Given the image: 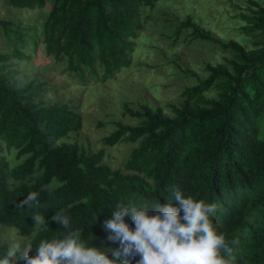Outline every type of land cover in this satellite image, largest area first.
<instances>
[{
    "label": "trees",
    "instance_id": "16d2710c",
    "mask_svg": "<svg viewBox=\"0 0 264 264\" xmlns=\"http://www.w3.org/2000/svg\"><path fill=\"white\" fill-rule=\"evenodd\" d=\"M157 1L52 0L39 22L46 0H7L38 13L24 23L0 15V36L8 46H0V224L32 235L25 243L32 245L29 255L42 239L79 231L111 257L120 242L109 239L113 234L104 223L116 204H146L154 215L155 204L179 207L172 194L179 189L185 197L216 204L211 219L218 232L229 242L239 240L230 244L231 257L224 254L228 264H264V0H247L240 13L242 32L256 38L252 48L215 37L190 15L181 20L177 33L190 29L193 40L217 44L228 56L206 62L205 77L182 89L170 114L146 102L135 108L124 103L137 122L116 121L96 150L63 140L81 129L82 116L69 101L46 99L49 88L57 91L49 78L26 79L19 72V63L41 46L81 82L96 77L98 68L101 81L113 78L132 62L135 39L144 30L142 8ZM123 141L133 146L123 165L113 167L104 146ZM11 153L19 161L11 162ZM30 192L39 193L38 207L21 209ZM59 211L70 218L69 229L51 219ZM32 214L46 224L37 228ZM124 220L134 229L131 214ZM10 247L0 238V264ZM126 259L136 264L139 256Z\"/></svg>",
    "mask_w": 264,
    "mask_h": 264
},
{
    "label": "rangeland",
    "instance_id": "374dc122",
    "mask_svg": "<svg viewBox=\"0 0 264 264\" xmlns=\"http://www.w3.org/2000/svg\"><path fill=\"white\" fill-rule=\"evenodd\" d=\"M51 1L46 0L45 6L39 10V22L44 20ZM247 6V0H158L153 7H143L144 30L135 39L132 62L106 81L97 77L101 74L98 68L96 77L89 75L86 81L81 82L73 74L63 71V66L46 57L41 46L28 60L19 63V72L26 79L34 75L49 78L57 91L49 88L46 99L69 101L82 116L81 129L71 132L63 140L76 141L84 148L96 150L102 147L101 138L114 129L116 121L137 122L125 113L124 103L135 108L137 102H146L170 114V104L181 99L182 89L205 77V63L215 64L228 56L217 44L193 40L190 29L177 33L181 20L190 15L215 37L223 41L235 39L252 48L256 38L241 30L246 21L240 13ZM36 14V11L16 8L7 0H0V15L3 17L24 23L28 19L34 20ZM0 46L8 47L2 36ZM209 94H214V91ZM99 122L103 124L99 125ZM132 146L126 141L104 146L105 160L113 167L122 166ZM9 159L13 163L19 161L14 153L9 155ZM14 229L0 224V238L9 246L19 244L25 248L26 240L32 235L23 237Z\"/></svg>",
    "mask_w": 264,
    "mask_h": 264
},
{
    "label": "clouds",
    "instance_id": "9594fccd",
    "mask_svg": "<svg viewBox=\"0 0 264 264\" xmlns=\"http://www.w3.org/2000/svg\"><path fill=\"white\" fill-rule=\"evenodd\" d=\"M48 191H53L51 185ZM172 194L179 207L171 202L155 204L151 206L154 215L149 214L146 204H116L111 218L104 223L113 234L109 239L120 242L111 257L81 239L79 231H67L63 238L40 240L34 256L29 255L32 245L23 249L19 244L10 247L3 264H9L10 257L22 258L25 264H128L129 255L139 256L136 264H228L224 254L231 257L232 246L238 245L239 240L229 242L218 232L211 219L216 204L185 197L179 189H173ZM38 197L39 193L30 192L18 207H38ZM127 214H131L134 229L125 223ZM32 217L37 228L46 224L42 215ZM51 219L64 229L70 228V218L62 211L54 212Z\"/></svg>",
    "mask_w": 264,
    "mask_h": 264
}]
</instances>
